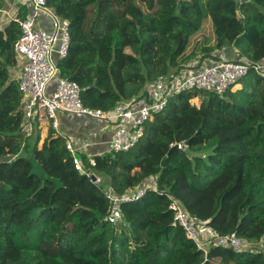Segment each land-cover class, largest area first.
Segmentation results:
<instances>
[{
    "label": "trees",
    "instance_id": "trees-1",
    "mask_svg": "<svg viewBox=\"0 0 264 264\" xmlns=\"http://www.w3.org/2000/svg\"><path fill=\"white\" fill-rule=\"evenodd\" d=\"M98 1L47 2L69 23L59 74L80 85L90 108L149 98L154 80L196 59L264 60V0ZM26 14L23 6L17 16ZM20 36L18 22L0 24V264H264V249H201L170 208L179 202L220 235L264 238V75L251 69L224 93L182 89L146 122L135 147L90 156L72 153L53 123L42 144L39 131L26 133L11 74ZM229 50L238 58L221 56ZM140 187L146 192L122 202L121 220L111 223L107 190L123 196Z\"/></svg>",
    "mask_w": 264,
    "mask_h": 264
},
{
    "label": "built area",
    "instance_id": "built-area-1",
    "mask_svg": "<svg viewBox=\"0 0 264 264\" xmlns=\"http://www.w3.org/2000/svg\"><path fill=\"white\" fill-rule=\"evenodd\" d=\"M47 2L48 0H31L32 11L24 18H18L17 14L10 16V20L18 22L21 29V36L15 42L14 49L19 59L23 60L19 87L23 95L27 120L25 130L28 135L34 130L35 117L38 121L51 119L53 126H57L56 113L62 111L77 117H89L113 123L114 135L110 150L128 151L144 137L146 122L154 113L164 109L168 98L174 93L189 87L224 93L247 76L251 69L264 75V60L253 63L224 59L212 64L202 63L199 66L198 63H189L173 77L163 75L154 80L150 84L149 98L138 102L120 103L108 112L90 108L84 105L81 99L80 85L59 74L54 54L58 58L67 56L70 45L69 23L58 17L48 7ZM43 13L52 20V32L37 24ZM52 83H55V88L50 92ZM177 146L180 149L186 148L184 143H179ZM67 147L75 153L76 150L70 141H67ZM75 163L77 168L81 169V162L77 158ZM92 163L95 164L94 160ZM98 180L99 178L97 182ZM145 192L146 188L140 187L130 189L127 194L120 196L108 189L107 197L111 206L107 219L117 224L122 216L121 203L137 199ZM170 208L174 211L175 220L184 227L186 235L203 250L210 243L235 250L243 249L248 243L246 239L239 238L235 233L220 235L211 226L197 224L175 200H172Z\"/></svg>",
    "mask_w": 264,
    "mask_h": 264
},
{
    "label": "crops",
    "instance_id": "crops-1",
    "mask_svg": "<svg viewBox=\"0 0 264 264\" xmlns=\"http://www.w3.org/2000/svg\"><path fill=\"white\" fill-rule=\"evenodd\" d=\"M6 8L1 9L3 12L0 15V24L4 26L10 20V16L17 14L19 10L26 6V13L32 11L31 0H6ZM25 10V8H24ZM38 26L50 32L53 31L51 18L46 14H41L38 19ZM227 54H221L223 58H238L237 50H229ZM57 56L54 54V59ZM21 62V63H20ZM199 59L188 62L198 63ZM23 67V60L19 59V65L11 70L12 77L20 79ZM55 88V83L50 85L49 91L52 92ZM57 126H53L56 131L70 141L76 151H81L87 155L93 156L110 151L111 141L114 135V124L107 121L92 119L89 117H77L62 111L56 113ZM52 125L51 119L36 122L35 130L40 133V144L48 135L49 127Z\"/></svg>",
    "mask_w": 264,
    "mask_h": 264
},
{
    "label": "rangeland",
    "instance_id": "rangeland-1",
    "mask_svg": "<svg viewBox=\"0 0 264 264\" xmlns=\"http://www.w3.org/2000/svg\"><path fill=\"white\" fill-rule=\"evenodd\" d=\"M75 1H77L79 4H81L83 6H91V5L95 4L98 0H75ZM2 2L4 4V7L3 8H6L7 7L6 6L7 5L6 4V0H2ZM2 14H3V12H0V15H2ZM244 80H245V78L239 80L235 86H232V90L239 89L242 86ZM193 102L195 104H197V105H200V103H201L199 99H195ZM34 131H35V128H34ZM97 179H96V181H97ZM98 181H100V180H98ZM76 229H77L78 232H81V233L84 232V230L82 228V224H78ZM246 248L258 249V250L264 249V238L262 240H260L259 242H255V243L248 242L247 245H246Z\"/></svg>",
    "mask_w": 264,
    "mask_h": 264
},
{
    "label": "water",
    "instance_id": "water-1",
    "mask_svg": "<svg viewBox=\"0 0 264 264\" xmlns=\"http://www.w3.org/2000/svg\"><path fill=\"white\" fill-rule=\"evenodd\" d=\"M100 3V1H98V4ZM260 9H261V7H260ZM242 20V19H241ZM92 179L93 180H96L97 179V177H96V175H92Z\"/></svg>",
    "mask_w": 264,
    "mask_h": 264
}]
</instances>
